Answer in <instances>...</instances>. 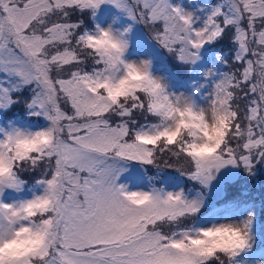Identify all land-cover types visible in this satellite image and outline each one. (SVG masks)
I'll list each match as a JSON object with an SVG mask.
<instances>
[{
	"label": "snow or ice",
	"instance_id": "1",
	"mask_svg": "<svg viewBox=\"0 0 264 264\" xmlns=\"http://www.w3.org/2000/svg\"><path fill=\"white\" fill-rule=\"evenodd\" d=\"M253 188L264 0H0V264H264Z\"/></svg>",
	"mask_w": 264,
	"mask_h": 264
},
{
	"label": "rangeland",
	"instance_id": "2",
	"mask_svg": "<svg viewBox=\"0 0 264 264\" xmlns=\"http://www.w3.org/2000/svg\"><path fill=\"white\" fill-rule=\"evenodd\" d=\"M136 39L138 44L133 45V55H135L136 52H139L141 55L153 57L157 73L169 74L170 78H172L174 82H180L185 79V67L177 62L171 55L166 53L163 49L159 48V46L156 45L155 42L149 41L139 32L137 33ZM197 67L200 73H203L211 67L210 58L206 51L202 52V62H198ZM199 78L203 79L202 76H200ZM176 182L178 184L184 183V181L179 178H177ZM234 193L235 192L230 193V195ZM252 195L256 199L258 204L261 200H264V191H261L258 188L252 189ZM261 219L264 220V212L261 213Z\"/></svg>",
	"mask_w": 264,
	"mask_h": 264
},
{
	"label": "trees",
	"instance_id": "3",
	"mask_svg": "<svg viewBox=\"0 0 264 264\" xmlns=\"http://www.w3.org/2000/svg\"><path fill=\"white\" fill-rule=\"evenodd\" d=\"M235 194V193H234ZM251 195H252V190H251ZM253 196V195H252Z\"/></svg>",
	"mask_w": 264,
	"mask_h": 264
}]
</instances>
